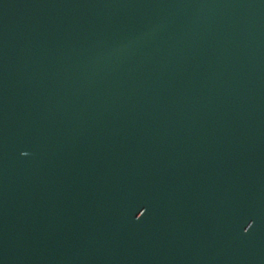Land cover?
Wrapping results in <instances>:
<instances>
[{
	"label": "water",
	"instance_id": "95a60500",
	"mask_svg": "<svg viewBox=\"0 0 264 264\" xmlns=\"http://www.w3.org/2000/svg\"><path fill=\"white\" fill-rule=\"evenodd\" d=\"M0 264H264V0H0Z\"/></svg>",
	"mask_w": 264,
	"mask_h": 264
}]
</instances>
